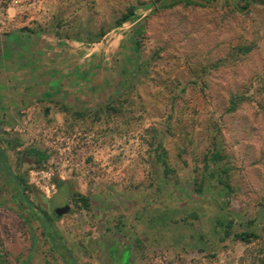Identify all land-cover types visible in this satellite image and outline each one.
I'll return each mask as SVG.
<instances>
[{
    "label": "rangeland",
    "instance_id": "rangeland-1",
    "mask_svg": "<svg viewBox=\"0 0 264 264\" xmlns=\"http://www.w3.org/2000/svg\"><path fill=\"white\" fill-rule=\"evenodd\" d=\"M153 1L0 0L1 264H264V7Z\"/></svg>",
    "mask_w": 264,
    "mask_h": 264
},
{
    "label": "trees",
    "instance_id": "trees-1",
    "mask_svg": "<svg viewBox=\"0 0 264 264\" xmlns=\"http://www.w3.org/2000/svg\"><path fill=\"white\" fill-rule=\"evenodd\" d=\"M159 0H154L153 4L158 2ZM167 1V2H166ZM213 0H162L159 1V3L156 5V8L163 9L168 8L170 6H173L177 3H181L184 5H200L203 6L205 4H208L212 2ZM238 2V0H237ZM239 2H242L241 5H237L239 3H235V6L240 9H246L250 4H258L264 7V0H239ZM132 7L129 6L124 12L121 13V16L116 19V23H121L126 17H128L132 13ZM133 44L136 46V41L134 40ZM240 50L246 51L248 48L240 47ZM239 101L234 98H230L229 100V106L228 110H234L237 103ZM20 142L18 139H1L0 138V174L4 178L12 179L13 189H14V195L17 196L20 199H24V192L27 191L29 188V185L26 183V173L29 169H37L41 164H43L47 159V154L34 147V146H28L24 148L23 150L16 151V160L14 164L13 171H10L9 166L7 165L6 156H5V147L7 146L10 149H14L15 147L19 146ZM212 159H217L219 157V154L217 152L212 153L211 155ZM164 164V162H163ZM225 173V170H223ZM56 185L61 183V181L56 182ZM226 185V184H225ZM79 200L81 201V204L84 206H87V198L83 196H79ZM39 211L33 210L32 213L38 215L45 224V235L48 239L51 241L54 237V232L51 231L50 227H48L49 223L48 219L39 215ZM225 227H230V223H226ZM227 232V231H226ZM236 239L242 241V242H249V240L252 237H256L257 235L253 232H247L242 231L239 233H235L233 235ZM53 247L55 248L56 245L52 243ZM1 264V263H0Z\"/></svg>",
    "mask_w": 264,
    "mask_h": 264
},
{
    "label": "water",
    "instance_id": "water-1",
    "mask_svg": "<svg viewBox=\"0 0 264 264\" xmlns=\"http://www.w3.org/2000/svg\"><path fill=\"white\" fill-rule=\"evenodd\" d=\"M70 207L67 203L61 205V206H56L53 208L52 213L55 217H59L62 214H65L69 211Z\"/></svg>",
    "mask_w": 264,
    "mask_h": 264
},
{
    "label": "flooded vegetation",
    "instance_id": "flooded-vegetation-1",
    "mask_svg": "<svg viewBox=\"0 0 264 264\" xmlns=\"http://www.w3.org/2000/svg\"><path fill=\"white\" fill-rule=\"evenodd\" d=\"M63 204H65V203H62V204H60L59 206H61V205H63Z\"/></svg>",
    "mask_w": 264,
    "mask_h": 264
},
{
    "label": "built area",
    "instance_id": "built-area-1",
    "mask_svg": "<svg viewBox=\"0 0 264 264\" xmlns=\"http://www.w3.org/2000/svg\"><path fill=\"white\" fill-rule=\"evenodd\" d=\"M153 264H158L157 262L156 263H153ZM161 264V263H160Z\"/></svg>",
    "mask_w": 264,
    "mask_h": 264
}]
</instances>
